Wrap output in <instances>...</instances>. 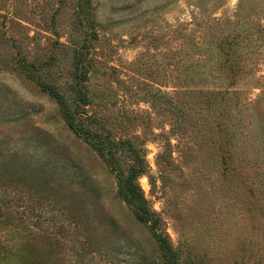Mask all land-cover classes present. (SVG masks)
<instances>
[{"label": "rangeland", "instance_id": "rangeland-1", "mask_svg": "<svg viewBox=\"0 0 264 264\" xmlns=\"http://www.w3.org/2000/svg\"><path fill=\"white\" fill-rule=\"evenodd\" d=\"M79 2L0 0V264H171L119 176L178 264H264V0Z\"/></svg>", "mask_w": 264, "mask_h": 264}, {"label": "trees", "instance_id": "trees-1", "mask_svg": "<svg viewBox=\"0 0 264 264\" xmlns=\"http://www.w3.org/2000/svg\"><path fill=\"white\" fill-rule=\"evenodd\" d=\"M82 5H83V0H80L79 6L80 9H82L83 11ZM66 110H67V119H68L69 127L75 133L84 136L95 148H97L99 151L102 152L104 156H106L104 150L105 148L103 144L92 139L89 136V133L85 132L77 123V117H78L77 114L79 113V110L76 107L74 109L67 107ZM108 161H110L109 158ZM118 180H119L120 191L126 203L130 205L135 211H137L139 219L150 227L153 235L159 242L161 248L165 250V252L171 258V264H178L177 254L173 251L171 244L164 236H162L159 232H157L154 226L151 224L153 212L149 208L145 195L142 189L140 188V186L132 183V181L128 180L127 178L126 179L121 178V176H119Z\"/></svg>", "mask_w": 264, "mask_h": 264}]
</instances>
